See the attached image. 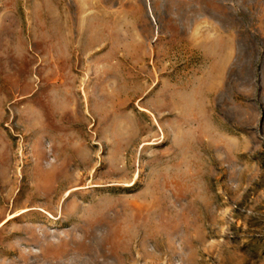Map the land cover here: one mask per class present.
I'll return each mask as SVG.
<instances>
[{
    "label": "rangeland",
    "instance_id": "obj_1",
    "mask_svg": "<svg viewBox=\"0 0 264 264\" xmlns=\"http://www.w3.org/2000/svg\"><path fill=\"white\" fill-rule=\"evenodd\" d=\"M0 225V264H264V0H0Z\"/></svg>",
    "mask_w": 264,
    "mask_h": 264
},
{
    "label": "bare ground",
    "instance_id": "obj_2",
    "mask_svg": "<svg viewBox=\"0 0 264 264\" xmlns=\"http://www.w3.org/2000/svg\"><path fill=\"white\" fill-rule=\"evenodd\" d=\"M13 218H14V217H10L8 220H11V219H13ZM1 226H2V225H0V228H1Z\"/></svg>",
    "mask_w": 264,
    "mask_h": 264
}]
</instances>
